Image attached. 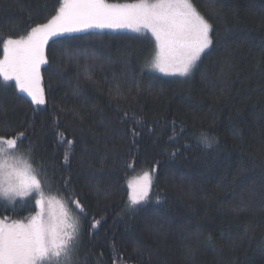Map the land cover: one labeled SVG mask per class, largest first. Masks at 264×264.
I'll return each instance as SVG.
<instances>
[{"label": "trees", "instance_id": "16d2710c", "mask_svg": "<svg viewBox=\"0 0 264 264\" xmlns=\"http://www.w3.org/2000/svg\"><path fill=\"white\" fill-rule=\"evenodd\" d=\"M192 2L213 44L186 77L152 70V37L130 30L50 39L43 105L0 77V136L25 133L45 196L79 217V264H264V0ZM58 7L0 0V58ZM144 171L148 198L132 206ZM36 198L0 197V219L27 222Z\"/></svg>", "mask_w": 264, "mask_h": 264}, {"label": "snow or ice", "instance_id": "6c2138e0", "mask_svg": "<svg viewBox=\"0 0 264 264\" xmlns=\"http://www.w3.org/2000/svg\"><path fill=\"white\" fill-rule=\"evenodd\" d=\"M91 27L150 31L156 44L151 67L180 76H188L213 44V26L192 0H136L125 4L59 0L55 15L46 23L31 27L26 36L3 39L0 77L5 82L15 80V86L27 93L32 104H45L40 72L41 65L47 63L45 46L65 32ZM200 136L206 147L216 142L215 136L205 132ZM24 139L23 132L0 136V197L13 202L17 197L35 194L36 211L27 222L0 219V264H79V217L70 215L59 201V216L52 213L53 200L45 196L40 171L32 166V145L26 152L18 151ZM151 184L149 171L129 181L132 206L147 200ZM69 203L84 213L78 199Z\"/></svg>", "mask_w": 264, "mask_h": 264}, {"label": "rangeland", "instance_id": "374dc122", "mask_svg": "<svg viewBox=\"0 0 264 264\" xmlns=\"http://www.w3.org/2000/svg\"><path fill=\"white\" fill-rule=\"evenodd\" d=\"M134 2H136V1L128 2V3H134ZM110 4H114V3H110ZM122 4H125V3H122ZM87 30H98V31H100V30H130V31H133L132 29H128V28H107V27H105V28H99V27H91V28H87V29L80 30L79 32L87 31ZM145 32H147L148 34H150V36L152 37V39H153V46H154L153 53L151 54V57L149 59L148 66L150 68H152V70H154V71H156V72H158L160 74H163V75L186 77V76H180L179 74H169V73L160 72L158 69L151 67V60L155 56V52H156L155 38L152 36V34H151L150 31H146L145 30ZM24 36H26V35H24ZM55 204L56 203H54V205L51 206L53 209H55L57 207V206H55Z\"/></svg>", "mask_w": 264, "mask_h": 264}]
</instances>
